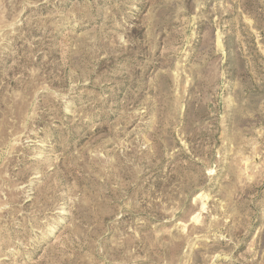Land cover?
Segmentation results:
<instances>
[{
    "label": "rangeland",
    "instance_id": "obj_1",
    "mask_svg": "<svg viewBox=\"0 0 264 264\" xmlns=\"http://www.w3.org/2000/svg\"><path fill=\"white\" fill-rule=\"evenodd\" d=\"M0 264H264V0H0Z\"/></svg>",
    "mask_w": 264,
    "mask_h": 264
}]
</instances>
